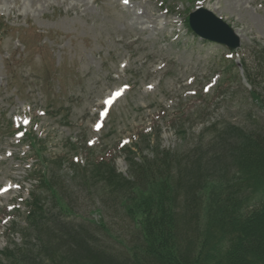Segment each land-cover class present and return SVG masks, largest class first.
Listing matches in <instances>:
<instances>
[{"label":"rangeland","instance_id":"rangeland-1","mask_svg":"<svg viewBox=\"0 0 264 264\" xmlns=\"http://www.w3.org/2000/svg\"><path fill=\"white\" fill-rule=\"evenodd\" d=\"M197 7L240 34L236 55L188 30ZM0 16L10 27L0 33V253L15 259L12 264L25 258L17 251L26 249L22 231L29 223L22 214L16 232L7 231L5 208L14 202L27 210L22 201L33 190L35 162L23 154L29 147L18 144L11 122L32 120L28 131L47 138L48 165L75 150L84 165L93 149L98 157H115L125 176L124 147L134 149L148 135L160 133L163 148L181 153L203 143L201 154L221 157L209 169L217 177L220 166L233 169L238 139L232 129L264 131V106L241 66L245 59L259 76L264 0H0ZM73 162L49 166V181L58 183L49 204L64 198L71 205L69 221L77 230L71 235L85 229L95 235L93 224L109 217V205L75 179ZM49 211L56 215L54 207ZM7 263L0 254V264Z\"/></svg>","mask_w":264,"mask_h":264},{"label":"trees","instance_id":"trees-1","mask_svg":"<svg viewBox=\"0 0 264 264\" xmlns=\"http://www.w3.org/2000/svg\"><path fill=\"white\" fill-rule=\"evenodd\" d=\"M258 57V77L245 59L242 66L252 95L264 106V48ZM229 134L238 139V152L233 171L220 166V173L229 172L225 177L208 175L211 164L222 161L217 154H201L203 143L196 152L181 153L163 148L160 133L123 149L128 176L118 172L115 158L100 159L93 151L84 165L68 155L47 165L48 141L29 135L46 167L36 173L48 195L57 196L58 183L48 178L52 167L72 161L75 179L94 187L109 205V217L93 224L97 235L86 229L71 235L77 230L67 200L50 206L53 216L47 199L33 194L24 214L30 226L22 231L26 249L16 250L25 256H18L21 264H264V131L234 128ZM0 254L7 264L15 260Z\"/></svg>","mask_w":264,"mask_h":264},{"label":"water","instance_id":"water-1","mask_svg":"<svg viewBox=\"0 0 264 264\" xmlns=\"http://www.w3.org/2000/svg\"><path fill=\"white\" fill-rule=\"evenodd\" d=\"M190 26L205 40L236 50L241 46L240 36L223 19L209 10L199 9L190 15Z\"/></svg>","mask_w":264,"mask_h":264}]
</instances>
